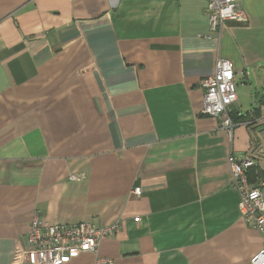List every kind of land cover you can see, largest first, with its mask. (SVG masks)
Returning a JSON list of instances; mask_svg holds the SVG:
<instances>
[{
    "label": "crops",
    "instance_id": "0c3cea01",
    "mask_svg": "<svg viewBox=\"0 0 264 264\" xmlns=\"http://www.w3.org/2000/svg\"><path fill=\"white\" fill-rule=\"evenodd\" d=\"M205 6L0 0V264H19L35 213L44 225H118L65 264H249L261 250L228 157L250 158L247 175L264 179V0H240L247 22L216 32ZM219 59L235 80L255 75L231 134L201 115L200 82Z\"/></svg>",
    "mask_w": 264,
    "mask_h": 264
},
{
    "label": "built area",
    "instance_id": "2783aa9c",
    "mask_svg": "<svg viewBox=\"0 0 264 264\" xmlns=\"http://www.w3.org/2000/svg\"><path fill=\"white\" fill-rule=\"evenodd\" d=\"M209 29L216 32L224 22L245 24L247 17L240 7V0H205ZM201 115L219 120L221 130L231 134L235 123L231 119V107L236 102L235 74L229 60L219 59L212 75L204 78ZM243 124H253L254 117ZM264 123V115L257 119ZM231 188L239 197L238 212L241 219L252 228L264 233V179H251L247 175L255 162L244 155H230ZM70 175L71 181L82 179ZM140 195V189L133 190ZM118 225L95 227L89 222L44 225L35 213L30 221L26 247L19 254V264H65L81 254L96 253L99 243L114 235ZM105 264L109 261L101 260ZM249 264H264V245L249 260Z\"/></svg>",
    "mask_w": 264,
    "mask_h": 264
},
{
    "label": "rangeland",
    "instance_id": "374dc122",
    "mask_svg": "<svg viewBox=\"0 0 264 264\" xmlns=\"http://www.w3.org/2000/svg\"><path fill=\"white\" fill-rule=\"evenodd\" d=\"M246 79L253 87L255 86L254 85L255 75L253 72H251V74L248 73V77H244V75H241L238 80H235V93H236V96L239 95L241 97L240 100H241L243 108H245V105L247 106L248 102L250 101V97L244 94V91H246L245 89ZM246 94L248 95V93Z\"/></svg>",
    "mask_w": 264,
    "mask_h": 264
},
{
    "label": "trees",
    "instance_id": "16d2710c",
    "mask_svg": "<svg viewBox=\"0 0 264 264\" xmlns=\"http://www.w3.org/2000/svg\"><path fill=\"white\" fill-rule=\"evenodd\" d=\"M236 116H237V115L235 114V112H232V113H231V119H232V120H233V119H234L235 121H236V120H240V118L237 119ZM244 119H245V118H244Z\"/></svg>",
    "mask_w": 264,
    "mask_h": 264
}]
</instances>
